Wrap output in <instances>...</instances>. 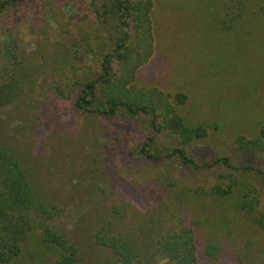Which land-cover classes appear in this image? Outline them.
<instances>
[{"label": "trees", "instance_id": "16d2710c", "mask_svg": "<svg viewBox=\"0 0 264 264\" xmlns=\"http://www.w3.org/2000/svg\"><path fill=\"white\" fill-rule=\"evenodd\" d=\"M26 1L0 0V16L8 18L14 8ZM96 1L99 25L103 27L112 21V33L95 62L91 54L96 52L92 45V40H99L96 34H87L80 41H61L52 51L41 49L32 57L17 53L18 48L12 52L5 47L6 61L0 69V264H25L38 256L45 257L48 264H88L89 251L94 249L103 252L101 264H161L159 257L165 259L164 264H212L224 255L223 244L210 241L201 253L200 227L208 218H195L198 201L219 205L224 219L246 213L264 227V217H256L262 194L252 180L255 177L257 183L264 184V172L249 166L236 167L229 157H221L213 164L201 163V147L213 140L218 125L208 121L196 123L180 109L179 96L173 98L138 82V70L154 54L153 0ZM244 3L245 0L225 2L226 29H232L240 20ZM132 31L137 32V40ZM99 45L100 42L96 48L100 49ZM47 79L45 88L51 94L39 99L41 105L52 98L69 100L79 117L107 121L117 140L127 133L128 127H136L147 137L139 142L135 153L144 160L165 165L166 178L173 174L175 164L196 171L223 164L245 176L239 178L230 173L228 183L217 181L200 186L191 179L174 185L169 181L167 191L172 195L171 205L182 210L179 216L162 210L153 223V217L145 213L142 224L128 231L124 222L130 213L118 206L116 198L115 204L100 216L105 204L117 193L118 178L110 180L98 158L93 160V168L75 167V176L68 170L67 177L62 175L67 151L40 159L50 137L59 136L54 119L49 117V107L43 109L40 117L38 134L45 138L42 147L31 149L34 156L20 146L19 139L31 123L22 121L17 126H6L2 112L35 95L41 81ZM11 116L8 118L12 119ZM60 130L62 137L67 130ZM104 137L100 142L98 137L91 136L98 143L113 142ZM86 138L87 135L81 136L79 144L85 145ZM33 140L36 139L29 137L27 146L32 147ZM77 144L73 142L74 155L81 153ZM235 144L248 155L264 153V126L259 137L238 138ZM58 163L57 170L52 168ZM44 170L52 174L48 181ZM58 181H62L59 189L54 186ZM150 182L136 188L129 185L132 194L134 190L141 197H150L162 183ZM104 184L109 186L103 187ZM126 189L127 186L123 188ZM94 218L98 225L89 231L86 221Z\"/></svg>", "mask_w": 264, "mask_h": 264}, {"label": "rangeland", "instance_id": "374dc122", "mask_svg": "<svg viewBox=\"0 0 264 264\" xmlns=\"http://www.w3.org/2000/svg\"><path fill=\"white\" fill-rule=\"evenodd\" d=\"M227 1L153 0L154 54L138 70L137 80L165 95L173 98L179 96L180 109L196 123L208 121L218 125L213 140L201 147V163L205 161L213 164L221 157H229L236 167L249 166L264 172V153L248 155L235 144L238 138L259 137L260 129L264 126V0H245L242 16L232 29H226L224 25V5ZM97 7L96 0H27L14 8L8 18L0 16V69L6 61V46L12 52L18 48L17 53L32 57L39 54L41 49L52 51L54 45L61 41H80L87 34H92V37L96 34L99 38L92 40L97 52L91 54L95 62L101 48L108 43V34L112 33V21L104 23L103 27L99 25L101 21ZM131 34L135 40L138 39L136 31ZM98 42L100 49L96 48ZM48 83V79L42 80L35 95L21 102L18 107L2 112L6 126H17L22 121L31 123L23 135L20 133L19 139L20 146L34 156L31 149L42 147L45 138L38 134L42 125L40 117L43 109L49 107L52 111L49 117L54 119L55 133L59 136L50 137L40 159L51 158L58 153L63 155L67 151L62 163V175L67 177L68 170L75 176V167L93 168L92 162L98 158L100 166L102 163L107 169L110 180L118 178L117 193L105 204L100 216L115 204L116 198L118 206L130 213L124 222L128 231L142 224L145 213L153 217L150 219L153 223L162 210L170 214L172 211L179 216L181 208L175 209L171 205L172 195L167 191L169 181L174 185V182L191 179L200 186L217 181L228 183L230 173L239 178L245 176V173H236L223 164L202 171L175 164L173 174L166 178L165 165L144 160L135 153L139 142L146 139V134H141L136 127H128L127 133L117 140V134L110 130L107 121L79 117L69 100L51 97L41 105L39 99L51 94L45 88ZM25 116L28 118L25 119ZM63 127L67 131L60 137V128ZM33 131H36L35 136ZM27 135L36 139L32 147L27 146ZM83 135H87V138L86 144L82 146L79 139ZM92 135L98 137L100 142L104 141L106 135L113 142L98 143L92 140ZM73 142H77L81 149L79 155L72 152ZM59 164L52 168L57 170ZM252 174L256 175V172ZM43 175L48 181L52 174L44 170ZM155 180L162 183L150 197H141L134 190L132 194L129 185L136 188ZM252 180L262 194L256 217L263 218L264 184L257 183L255 177ZM73 181L71 178L69 182L72 184ZM61 184L62 181H58L54 186L59 189ZM108 186L104 184L103 187ZM126 186L127 189L123 190ZM195 218H208L200 227L201 253L210 241H221L223 244L224 255L212 264H253L252 261H255L254 264H264V227L246 213L224 219L219 205L198 201ZM97 221V218L87 220V229L93 231L98 225ZM70 230L75 235L73 225ZM89 253L88 264H101L103 252L94 249ZM104 254L111 256L110 253ZM159 262L166 263L162 257H159ZM25 264L48 262L45 257L38 256Z\"/></svg>", "mask_w": 264, "mask_h": 264}]
</instances>
